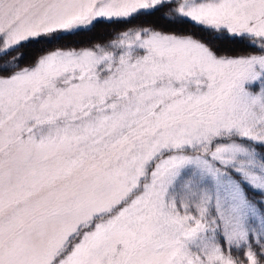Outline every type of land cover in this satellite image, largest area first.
<instances>
[{"label": "snow or ice", "instance_id": "1", "mask_svg": "<svg viewBox=\"0 0 264 264\" xmlns=\"http://www.w3.org/2000/svg\"><path fill=\"white\" fill-rule=\"evenodd\" d=\"M0 264H264V0H0Z\"/></svg>", "mask_w": 264, "mask_h": 264}]
</instances>
